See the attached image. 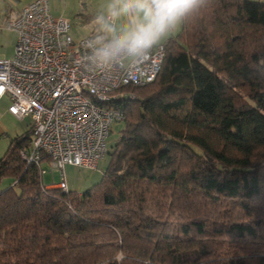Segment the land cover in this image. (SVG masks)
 I'll list each match as a JSON object with an SVG mask.
<instances>
[{
    "label": "trees",
    "instance_id": "16d2710c",
    "mask_svg": "<svg viewBox=\"0 0 264 264\" xmlns=\"http://www.w3.org/2000/svg\"><path fill=\"white\" fill-rule=\"evenodd\" d=\"M122 91L136 97L111 100L123 127L82 192L22 159L31 126L10 140L0 264H264V1L206 0L155 79Z\"/></svg>",
    "mask_w": 264,
    "mask_h": 264
},
{
    "label": "built area",
    "instance_id": "2783aa9c",
    "mask_svg": "<svg viewBox=\"0 0 264 264\" xmlns=\"http://www.w3.org/2000/svg\"><path fill=\"white\" fill-rule=\"evenodd\" d=\"M106 19L112 21L108 14ZM3 26L17 39L13 54L0 58V98H9L7 112L14 118L31 121L29 147L19 154L38 166L47 160L62 176L57 187L66 190L64 166L96 167L112 123L124 118L111 100L131 99L123 87L155 79L165 43L101 66L93 55L99 42L90 35L74 39L69 22L51 13L49 0H32Z\"/></svg>",
    "mask_w": 264,
    "mask_h": 264
},
{
    "label": "clouds",
    "instance_id": "9594fccd",
    "mask_svg": "<svg viewBox=\"0 0 264 264\" xmlns=\"http://www.w3.org/2000/svg\"><path fill=\"white\" fill-rule=\"evenodd\" d=\"M205 3L206 0H109L108 17L115 21L125 16L128 22L117 28L114 23H105L103 15L97 17L108 35L100 39L93 55L101 66L123 57H139Z\"/></svg>",
    "mask_w": 264,
    "mask_h": 264
},
{
    "label": "rangeland",
    "instance_id": "374dc122",
    "mask_svg": "<svg viewBox=\"0 0 264 264\" xmlns=\"http://www.w3.org/2000/svg\"><path fill=\"white\" fill-rule=\"evenodd\" d=\"M264 1V0H258ZM97 0H49L50 11L55 16H61L69 22V33L74 39L80 38L82 33L88 27V17L90 10L96 5ZM6 4L0 1V58H7L11 55L12 47L15 46L17 38L14 30L7 29L3 26L5 22V13L7 11ZM16 7L12 8L13 12ZM13 18V17H11ZM10 18V19H11ZM133 94V93H132ZM133 98L136 97L133 94ZM8 100L5 95L0 99V157L6 151L10 140L18 135L23 134L28 129L30 121L29 116L23 120L15 119L7 114ZM123 127L121 121H114L111 125V130L107 138V146L110 148L118 139L119 131ZM108 162V156L103 157L95 169L78 166H66L63 170L64 179L73 191L82 192L85 189L98 182L102 171L105 169ZM42 167V182L48 184L51 182H59L62 179L60 172L57 169H52L46 162L41 163ZM12 183L10 177H5L0 180V190L6 188Z\"/></svg>",
    "mask_w": 264,
    "mask_h": 264
},
{
    "label": "crops",
    "instance_id": "0c3cea01",
    "mask_svg": "<svg viewBox=\"0 0 264 264\" xmlns=\"http://www.w3.org/2000/svg\"><path fill=\"white\" fill-rule=\"evenodd\" d=\"M0 1L4 2L7 5L6 6L7 11H6L5 17H4V19L6 20V19H10L11 17L14 18L18 14L20 9L22 7H24L25 5H27L29 2H31L32 0H0ZM108 2H109V0H97L96 5L91 8L90 13H89V17H88L89 21L87 24L88 27L86 28V30L84 31V33H82V35L80 37L85 36V35H90V36L94 37L96 41L99 42L101 38L106 37L108 35L104 31L103 25L101 23L97 22V17H99L101 15L104 16L105 23H114L117 28L122 27V26L127 24L128 19L125 16H121L118 20H115V21H113V20L108 21L106 19ZM14 6L16 7V9L13 12L12 8ZM179 29H180V24H178L176 28H174L172 31H170L168 33V35H166L159 43H165L168 40V38L174 36L178 32ZM16 35H17V33H16ZM15 43H16V41H15ZM13 52H14V46L12 47V50L10 52L11 55L13 54ZM4 97H5V95H3L0 99H2ZM7 100H8V105H9L10 101H9L8 97H7ZM7 114L10 115L8 112H7ZM10 116H12V115H10ZM30 124L31 123L29 122L28 127L30 126ZM44 161H46L48 163L47 160H44ZM99 161L97 162V165H98ZM97 165H96V167H97ZM66 166H72V165H65L64 168ZM57 183L58 182H51V183H48L45 185H46V187H53V186H56ZM66 185H67V189H70L67 182H66Z\"/></svg>",
    "mask_w": 264,
    "mask_h": 264
}]
</instances>
